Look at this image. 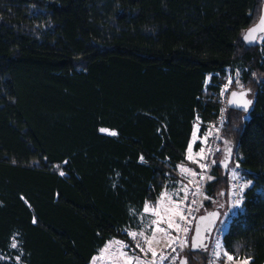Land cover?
<instances>
[{"label": "trees", "instance_id": "trees-1", "mask_svg": "<svg viewBox=\"0 0 264 264\" xmlns=\"http://www.w3.org/2000/svg\"><path fill=\"white\" fill-rule=\"evenodd\" d=\"M263 7L0 0V264H91L110 239L131 241L136 214L191 164L197 119L201 134L222 120L219 143L232 144L204 212L219 207L220 225L236 164L252 184L223 248L264 264V33L256 46L243 40ZM237 64L242 85L224 97ZM247 88L248 112L227 106L232 89ZM215 232L207 250L189 244L175 264L206 262Z\"/></svg>", "mask_w": 264, "mask_h": 264}, {"label": "rangeland", "instance_id": "rangeland-1", "mask_svg": "<svg viewBox=\"0 0 264 264\" xmlns=\"http://www.w3.org/2000/svg\"><path fill=\"white\" fill-rule=\"evenodd\" d=\"M262 39L263 37L259 38V41H261ZM241 66H242L241 64H237V66H235L234 72H232V67L228 69L229 77L227 79V83L223 86V90H222L224 97L228 93L229 87L232 84V82H234L236 86L242 85L244 73L242 71L243 68ZM221 123H222V120H220V124L218 125L211 124L208 130L205 133L201 134L199 130L200 128L199 119L196 120L194 124L193 133L191 136V140L189 143V146L191 145V153H189V151L187 150L186 157L188 159L189 155H191L194 158V160L198 161V163L194 162V160L188 159L191 162V164L180 165L179 166L180 174H179V178L177 179V181H172L169 187H167L161 193L162 195L163 193L167 192L168 194L172 195L173 200H176L177 197L175 196V193L178 192L182 186L187 185L189 189L194 190L197 186L196 183H189V181L195 179V181L199 182V189H200L199 194L194 195L193 191H189L188 201L185 202V208H187L189 202L193 200L196 201L195 204H191V208L193 209L192 216L189 217V219L191 220V224H186L183 222L181 223L182 227H189L191 230L193 229V225H194L193 216L194 215L197 216L200 213L204 212L205 210L204 205L208 201L211 200V196L207 193V184L216 179L215 164L217 162L220 163L226 157L227 150L230 149V147L232 146V144H230L229 142H224L221 144L219 143V140L221 138L220 136ZM103 129L107 131H111L108 128H103ZM209 133L211 134L209 135ZM194 137H195V140H194ZM205 137H207L206 141L204 139ZM189 146H188V149H189ZM211 147H214V149L211 150ZM201 149H203V153H202L203 159H201V157L197 155V153L201 152ZM212 161H215V163H212ZM200 164L207 165L208 166L207 169L206 170L201 169L199 166ZM181 167L191 169L195 171L196 173H198V175L195 178L191 176H187L181 172ZM233 173H235V175H233ZM199 174H203L204 176V179L202 181L200 180ZM209 177H211V179H209ZM228 177L230 181V187L227 193L228 199L225 200L226 202L225 205H228V208L227 209H225V207L222 208L224 215L222 217V221L220 225L216 227L215 236H214V239L211 245V250H210L211 253L209 256L214 257L215 264H244V261L248 260L247 258H243L240 256V258H235L229 261L224 257L223 254L225 253V250L222 245L221 237H222L223 232L227 229L229 222L231 220V217L241 207V204L237 203L238 201L237 200L235 201L234 197H232L233 196L232 189H234L235 185L237 184L236 187H239V189L244 192V190H246L249 187V183L251 182L244 180L242 177L239 176L236 164L231 165L229 167ZM238 183L240 185H238ZM161 195L159 196L157 201L160 200ZM180 196L183 197L184 193L180 192ZM217 199L216 201H214V203L216 204L218 203ZM157 201L153 204H148V205L155 206L157 204ZM154 218L155 217L151 216L150 214L145 213L144 208H143L140 212L136 214L134 218V222L127 228L128 234L131 232H137V233L144 232L145 236H150L152 233V228L149 225L151 223V220ZM161 227H166V225L161 224ZM191 230L187 234L183 232H176L174 230L171 232V238H175L179 236L181 240L187 239V245L183 248V250H181L179 242H177L176 244H172L171 247H167V244L170 242V238L163 236L161 233L157 232L156 235H157L158 242L154 241L152 245L157 253L155 257H153L150 252L144 253V252H141L139 248L135 247L137 242L140 243L141 247H146L143 239H141L139 236H137L136 240H133L132 237L129 235L131 238V241L129 242H124L119 239H110L99 249V252L93 257L91 264H126V259L124 257H119V254H118L120 245L115 244L113 242H121L124 245H127V247L123 248L122 251L127 253L128 257H132L133 264H137V261H136L137 257L139 258V264H162L160 260L161 257L163 255L170 254L172 248L177 249L179 256L180 254L184 253L188 249L189 244H190L189 236H190ZM13 243L16 244V242H13ZM109 244H112V248L108 252L104 253L103 258H100L102 251ZM217 244H219L221 247L217 248ZM217 251L221 253L219 259H217L216 256L214 255V253ZM113 254H116V255H113ZM0 257L3 258L4 256L0 255ZM207 261L198 262L197 264H207ZM172 264H175V262H173Z\"/></svg>", "mask_w": 264, "mask_h": 264}, {"label": "snow or ice", "instance_id": "snow-or-ice-1", "mask_svg": "<svg viewBox=\"0 0 264 264\" xmlns=\"http://www.w3.org/2000/svg\"><path fill=\"white\" fill-rule=\"evenodd\" d=\"M259 31H264V19L261 20L260 26L251 29L249 33L244 37V39L249 42L255 41L257 39L256 33ZM243 95L245 94L241 93V97H243ZM232 96L235 97L236 93H232ZM230 103H236V101L233 100V101H230ZM250 103L251 101H243L242 107L246 109L247 105ZM101 131H107V130L101 129ZM110 134L115 135L116 133L112 132ZM210 134L211 133H209V135ZM204 139L206 141L207 137H205ZM194 140H195V137H194ZM188 151L189 153H191V145L189 146ZM230 151L231 150L229 149V152ZM202 153H203V149H201L200 153H197V155L200 156L201 159H203ZM188 159L194 160V158L191 155H189ZM194 162L198 163V161L196 160H194ZM212 163H215V161H212ZM199 166L201 169H205V170L208 167L205 164H200ZM181 172L193 178H195L198 175V173H196L195 171L191 169L183 168V167H181ZM61 175H63V173H61ZM199 175H200V180L202 181L204 179V176L203 174H199ZM233 175H235V173H233ZM209 179H211V177H209ZM189 183H196L197 185L196 188L192 190V189H189L187 185L182 186L180 190L175 193V196L177 197L176 200H173L172 195L165 192L161 195L160 200L157 201V204L155 206H149L148 204L145 205L144 212L155 217L154 219L151 220V223L149 225L152 228L151 235L145 236L144 232L129 233V235L132 237L133 240H136L137 236L143 239L146 247H141L139 242H137V244L135 245V247L139 248L141 252H144V253L150 252L153 257L157 255L155 249L152 246L154 241L158 242L157 235H156L157 232L161 233L163 236L170 238V242L167 244V247H171L172 244H176L177 242H179L180 248L181 250H183V248L187 245V239L181 240L179 236L175 238H171V232L174 230L176 232H183L187 234L191 230L189 227H182L181 223L183 222L186 224H191V220L189 219V217L192 216V211H193V209L191 208V204H195L196 201L193 200L189 202L187 208H185V202L188 201L189 191H193V194L195 195V194H199L200 189H199V182L195 181V179L190 180ZM180 192L184 193L183 197L180 196ZM217 215H218L217 213H210L209 217L214 219L217 217ZM209 217H201L200 220L201 222H203L209 219ZM161 224L166 225V227H161ZM208 230H210V228ZM113 243L120 245V249L118 250L119 257H124L126 259V264H133L132 257H128L127 253L122 251V249L127 247V245H124L121 242H113ZM12 247H16V244L13 243ZM203 247H205V245L203 242L202 229L197 228L195 230V235L192 240V248L196 249V248H203ZM220 247L221 246L217 244V248H220ZM111 248H112V244L107 245L105 249L102 251L100 258H103L104 253L108 252ZM172 251L176 252V249L172 248ZM113 255H116V254H113ZM214 255L216 256L217 259H219L221 253L217 251L214 253ZM223 255L229 261L234 259L232 256L228 255V253L226 252ZM166 258L167 257H161V260L166 259ZM177 258H179V253H177L176 257H173V261ZM136 261H137V264H139L138 257L136 258ZM181 264H187V260L182 259ZM244 264H249V261L245 260Z\"/></svg>", "mask_w": 264, "mask_h": 264}, {"label": "water", "instance_id": "water-1", "mask_svg": "<svg viewBox=\"0 0 264 264\" xmlns=\"http://www.w3.org/2000/svg\"><path fill=\"white\" fill-rule=\"evenodd\" d=\"M262 19H264V7L262 10V14L259 17L258 21L256 23H254L252 26H250L243 35V40L248 46H256L258 44L259 36L264 33V31L257 32L256 33L257 39L255 41H252V42H249V41L244 39V37L249 33V31L251 29L260 26ZM232 93H236V96L233 97ZM241 93H244L245 95H243V97H241ZM250 94H251V89H249V88H247V89H232L229 92L228 97H227V106L230 108H235V109L242 110L244 112H248L250 110L253 102H254V98L251 97ZM233 100H235L236 103H230V101H233ZM243 101H251V103L247 105L246 109L244 107H242ZM231 158H232V152L230 151V152H228V157L226 158L224 165L225 164L227 165ZM210 213H217L218 215L216 218L213 219V218L209 217ZM201 217H209V219L201 222V220H200ZM220 218H221V210L219 207L208 210L204 213H200L199 215H197V217L194 221L193 233L191 235V240H190V249L192 251H200V250H207L208 249L209 244H210L211 239H212V235H213V233H214V231H215V229H216V227L220 221ZM197 228L202 229V236H203V242H204L205 247L193 249L192 248V240H193V237L195 235V230ZM209 228H210V230H208ZM182 259H186V258L182 257L179 261V264H181Z\"/></svg>", "mask_w": 264, "mask_h": 264}, {"label": "built area", "instance_id": "built-area-1", "mask_svg": "<svg viewBox=\"0 0 264 264\" xmlns=\"http://www.w3.org/2000/svg\"><path fill=\"white\" fill-rule=\"evenodd\" d=\"M214 149V147H211V150H213ZM238 185H240L239 183H238ZM237 186V184L235 185V187H234V189H232V197H234V199H235V201L237 200L238 202L237 203H241L242 201H243V192H242V190H240L239 189V187H236ZM194 217V219H193V221H195V219H196V215H194L193 216ZM218 225H219V223H218ZM217 225V226H218ZM223 232V231H222ZM177 253H178V251H177V249H176V252H173L172 250H171V253L170 254H168V255H163L162 257H167L166 259H163V260H161V263L162 264H172L173 262H175L177 259H175L174 261H173V257H176V255H177ZM211 253V252H210ZM228 255H230V256H232L234 259L235 258H240V256H236V255H234V254H229L228 253ZM209 259H211L212 260V263L211 264H215V259H214V257H212V256H209Z\"/></svg>", "mask_w": 264, "mask_h": 264}, {"label": "bare ground", "instance_id": "bare-ground-1", "mask_svg": "<svg viewBox=\"0 0 264 264\" xmlns=\"http://www.w3.org/2000/svg\"><path fill=\"white\" fill-rule=\"evenodd\" d=\"M214 234V233H213ZM213 236V235H212ZM210 245V244H209ZM223 245V244H222ZM212 263V260L211 259H208L207 261V264H211Z\"/></svg>", "mask_w": 264, "mask_h": 264}, {"label": "crops", "instance_id": "crops-1", "mask_svg": "<svg viewBox=\"0 0 264 264\" xmlns=\"http://www.w3.org/2000/svg\"><path fill=\"white\" fill-rule=\"evenodd\" d=\"M252 183H249V187L251 186Z\"/></svg>", "mask_w": 264, "mask_h": 264}]
</instances>
